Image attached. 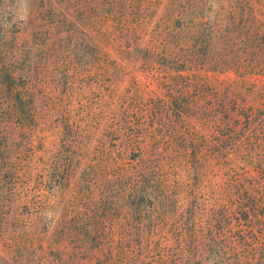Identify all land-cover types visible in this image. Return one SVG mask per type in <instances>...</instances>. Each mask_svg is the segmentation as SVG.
I'll return each instance as SVG.
<instances>
[{
    "label": "trees",
    "instance_id": "trees-1",
    "mask_svg": "<svg viewBox=\"0 0 264 264\" xmlns=\"http://www.w3.org/2000/svg\"><path fill=\"white\" fill-rule=\"evenodd\" d=\"M2 2L0 264H264V0Z\"/></svg>",
    "mask_w": 264,
    "mask_h": 264
},
{
    "label": "rangeland",
    "instance_id": "rangeland-1",
    "mask_svg": "<svg viewBox=\"0 0 264 264\" xmlns=\"http://www.w3.org/2000/svg\"><path fill=\"white\" fill-rule=\"evenodd\" d=\"M38 1L39 0H3L2 7L5 12L12 14L13 21L18 22L21 19L26 20L27 18H31V14L36 9ZM54 2L57 3L61 11H66L69 14H72L76 9V0H54ZM138 67L139 65L134 62L126 64L124 73H126L127 70H132V73L125 77L122 90L128 89L136 84L147 94H158L162 96L163 91L157 86L153 78L141 72ZM211 79L215 80L212 82L221 83V85L232 83L234 80H239L238 82L243 83L241 81L242 79H238L232 72L215 74ZM245 83L255 84L256 86L264 85V76H248Z\"/></svg>",
    "mask_w": 264,
    "mask_h": 264
}]
</instances>
